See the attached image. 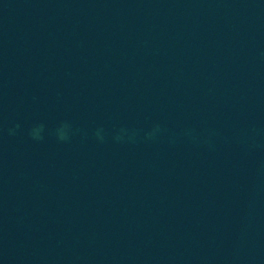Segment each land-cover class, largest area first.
<instances>
[{
    "label": "clouds",
    "instance_id": "1",
    "mask_svg": "<svg viewBox=\"0 0 264 264\" xmlns=\"http://www.w3.org/2000/svg\"><path fill=\"white\" fill-rule=\"evenodd\" d=\"M59 135H60V138L61 139H64L65 138V133H64V130L63 129H60L59 130Z\"/></svg>",
    "mask_w": 264,
    "mask_h": 264
}]
</instances>
